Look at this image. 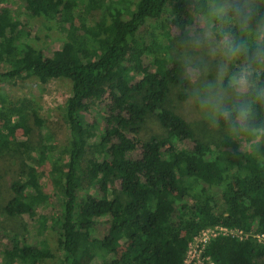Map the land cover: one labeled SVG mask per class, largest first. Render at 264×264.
I'll return each mask as SVG.
<instances>
[{
    "label": "trees",
    "instance_id": "16d2710c",
    "mask_svg": "<svg viewBox=\"0 0 264 264\" xmlns=\"http://www.w3.org/2000/svg\"><path fill=\"white\" fill-rule=\"evenodd\" d=\"M5 1L0 0V82L21 76L70 82L62 106L65 169L53 170L51 179L60 192L52 222L61 257L50 264H83L84 251L88 264H183L186 246L202 226L229 222L264 233V105H255L256 135L240 136L253 143L240 148L228 127L235 113L218 118L223 133L205 142L167 101L171 86L179 101L186 99L189 82L181 78L183 65L178 53H171L173 45L203 31L189 0H22L28 11L56 21L63 31V42L51 55L19 40V23ZM195 1L206 14L210 0ZM253 2L255 27L264 17V0ZM167 11L175 35L162 21ZM190 57L186 52L185 59ZM260 77L264 80V73ZM92 106L98 110L90 122L84 111ZM151 120L161 132L142 139V127ZM41 125L31 99L0 106L1 178L10 193L3 215L34 217L45 203L35 165L55 145L46 138L31 140ZM94 140L100 152L86 162ZM115 180L117 189L111 186ZM105 213L107 232L97 237L94 218ZM12 236L0 264H40L43 248L28 247L21 255L17 243L24 237ZM204 255L215 264H264V243L215 236Z\"/></svg>",
    "mask_w": 264,
    "mask_h": 264
},
{
    "label": "rangeland",
    "instance_id": "374dc122",
    "mask_svg": "<svg viewBox=\"0 0 264 264\" xmlns=\"http://www.w3.org/2000/svg\"><path fill=\"white\" fill-rule=\"evenodd\" d=\"M6 6L15 16L18 21L17 29L20 31L19 40L30 44L36 49L43 51L45 55H51L55 50L59 49L64 39L63 31L59 24L47 17L40 16L35 12L28 11L22 0H6ZM188 6L191 10L195 23L202 28V33L187 43H175L172 47V54L178 53L177 57L181 60L183 70L181 78H187L188 88L187 97L183 101H179L177 87L171 86V91L168 96V104L189 121L196 138L211 142L218 139L223 133V129L216 120L208 119L202 112L198 99V86L207 83L216 78L220 68L219 57L214 54L213 48L216 43L214 36H210V40H206V16L202 4L195 0H189ZM172 13L167 11L163 14L162 21L166 25L171 35L177 34V30L170 23ZM78 24V21H70ZM199 42V46L197 43ZM186 52H190L192 57L186 60ZM131 80V78H129ZM135 79H138L137 77ZM133 79V80H135ZM70 82L65 78L50 79L47 82L41 83L34 76H21L11 81L0 82V106L8 107L16 104L22 98L31 99L33 105L38 107V115L42 119V125L35 128V132L31 135V140L35 137L37 142L40 139L46 138L47 142L55 145L54 152L47 154V158L35 165L40 185L41 196L45 203L41 204L36 210V215H17L7 216L2 214L1 206L9 197L10 193L2 184L3 172L2 162L0 160V253L4 249H9L11 246L12 235L18 233L24 239L17 243L19 253L22 255L24 249L28 247L43 248L46 255H42L40 264H50L59 261L61 257L56 247V230L53 227L52 216L58 210V197L60 192L52 183L53 170L64 171L65 158L62 155L61 149L67 142L66 124L62 116V106L68 97ZM98 109L93 107L84 111L86 119L90 122L95 119V112ZM102 113L100 116L102 117ZM161 132V129L154 121H147L140 132V137L146 139L150 134ZM17 138H22L21 130H17L14 134ZM37 137V138H36ZM239 147L246 148L253 143L252 139H245L240 136H234ZM192 142L189 141L187 146L190 147ZM100 152V146L96 141H90V149L85 154L84 160L93 161L97 159V153ZM134 157H138L140 150L133 152ZM36 156V154L34 155ZM112 187L119 188V181L115 180ZM174 193H178L176 189H172ZM226 229L239 228L229 222L218 223ZM108 216L105 214L94 218V235L97 237L103 236L107 232ZM211 226H202L192 238L185 251V262L192 264H215L206 259V256L201 255L203 238L206 230ZM231 238V237H230ZM235 238V239H234ZM232 239L241 242L238 237ZM44 256V257H43ZM90 260L89 253L83 252L82 262L88 264ZM1 262V260H0Z\"/></svg>",
    "mask_w": 264,
    "mask_h": 264
},
{
    "label": "clouds",
    "instance_id": "9594fccd",
    "mask_svg": "<svg viewBox=\"0 0 264 264\" xmlns=\"http://www.w3.org/2000/svg\"><path fill=\"white\" fill-rule=\"evenodd\" d=\"M255 15L253 0H210L205 14L206 39L219 38L213 52L220 68L215 79L198 86L197 99L210 120L235 113L228 125L234 136L256 135L255 105H264V17L253 27Z\"/></svg>",
    "mask_w": 264,
    "mask_h": 264
},
{
    "label": "built area",
    "instance_id": "2783aa9c",
    "mask_svg": "<svg viewBox=\"0 0 264 264\" xmlns=\"http://www.w3.org/2000/svg\"><path fill=\"white\" fill-rule=\"evenodd\" d=\"M215 236H226L231 238L238 237L241 242L244 240V238L252 237L259 243H264V233H257V232H253L252 230L245 231L242 228H235L234 230L226 229L220 224H214L211 226V228H208L204 234V238L202 239L204 243L202 244V248H200L201 255H204V246L207 244L208 240ZM204 256H206V259L208 261H210L211 263L213 262L209 256L207 255ZM184 262H185V258H184ZM187 264H192V263L189 262Z\"/></svg>",
    "mask_w": 264,
    "mask_h": 264
}]
</instances>
